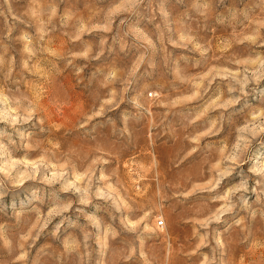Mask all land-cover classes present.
<instances>
[{
  "label": "rangeland",
  "instance_id": "374dc122",
  "mask_svg": "<svg viewBox=\"0 0 264 264\" xmlns=\"http://www.w3.org/2000/svg\"><path fill=\"white\" fill-rule=\"evenodd\" d=\"M0 264H264V0H0Z\"/></svg>",
  "mask_w": 264,
  "mask_h": 264
}]
</instances>
